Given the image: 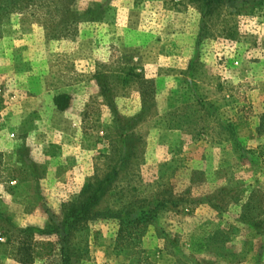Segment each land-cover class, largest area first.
<instances>
[{"label": "rangeland", "instance_id": "1", "mask_svg": "<svg viewBox=\"0 0 264 264\" xmlns=\"http://www.w3.org/2000/svg\"><path fill=\"white\" fill-rule=\"evenodd\" d=\"M212 9L0 0V264H264V0Z\"/></svg>", "mask_w": 264, "mask_h": 264}, {"label": "trees", "instance_id": "2", "mask_svg": "<svg viewBox=\"0 0 264 264\" xmlns=\"http://www.w3.org/2000/svg\"><path fill=\"white\" fill-rule=\"evenodd\" d=\"M192 1L203 2L204 6L206 8L215 9L217 6L225 4V3L229 2L230 0L229 1H227V0H192ZM205 16H206V13H204L203 19H205ZM203 25H205V23H203ZM193 107H194V109H193ZM187 108H188L187 112L184 115L179 116L180 121H177L175 119V117L173 119H171L170 128L178 129V128H181L182 124H184L186 122H190V123L194 122L192 120L188 121V118H189V116L197 113L196 105L190 104L187 106ZM263 126H264V114L261 117L260 129ZM142 212H145V211H142ZM68 218L75 219L76 216L74 213H71L68 215ZM33 246H34V248H33ZM33 246H32V248L31 247H29V248L25 247L24 249H22L23 250V257H24V258L21 257L22 263L33 261V259H35V257H44L45 255L53 256L56 252V245L52 241L35 242L33 244ZM60 250H61L60 254L62 257L61 262L65 263V262H67V256L65 253L66 248L63 246V247H61Z\"/></svg>", "mask_w": 264, "mask_h": 264}]
</instances>
